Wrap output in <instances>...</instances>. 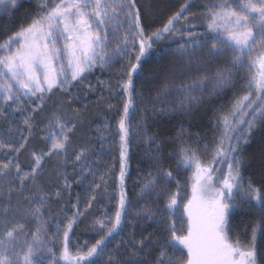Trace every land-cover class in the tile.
<instances>
[{"label":"snow or ice","instance_id":"6c2138e0","mask_svg":"<svg viewBox=\"0 0 264 264\" xmlns=\"http://www.w3.org/2000/svg\"><path fill=\"white\" fill-rule=\"evenodd\" d=\"M19 6L18 0H0V13L8 14ZM189 7L187 3L183 5L163 28L148 35L145 25L148 12L137 0H37L36 12L29 18L30 22L22 24L0 44V99L3 101L0 115L4 114V107L11 105L24 111L22 101L33 102L32 98L39 102L37 108H42L56 90L67 94L66 103L70 106L74 99L70 91L74 87L73 82H83L85 75L97 66L103 69L117 58L128 57L129 66L124 69L127 80L121 85L127 101L119 120V203L114 218L107 216L93 224L92 230L102 233L100 238L75 256L69 250V232L83 213H73L63 232L64 246L60 253V259L67 264H98L105 255L107 264H264V254L257 253L254 243L245 248L239 240H232L229 234L233 212L245 203L247 210L258 212L259 228L264 234V188L253 187L252 181L245 185L242 171L245 164L243 145L248 143L257 126L264 128V0H208L201 17L207 30L199 34L191 30L195 25L184 16ZM192 18L195 19L194 14ZM181 19L183 25L177 28ZM167 34L186 38L173 51V55L180 58V63L157 92L156 101L161 107L156 109L153 105L154 113L188 115L203 103L205 93L219 95L232 88L237 77L246 81L248 91L230 111H221L216 116V125L218 129L222 128V134L210 163L205 164L197 154L198 149L191 146L181 147L176 154L177 168L182 167L185 171L194 169L191 196L183 206L187 217L186 234H178L183 228L176 227L177 221L181 225L184 223L183 217L178 215L180 193L177 191L167 197L163 208L145 206L142 212H137L138 216L161 225L165 235L149 232L136 239L132 233L131 239L121 237L110 249L109 244L122 231L129 208L124 179L131 138L130 109L134 108V76L143 72V59L151 54L153 41ZM129 37L135 38L131 42L133 48L135 41L139 42L135 63L128 53ZM113 40L119 42L109 51ZM212 64L214 68L209 67ZM193 73L195 77L185 82V77ZM172 96L176 98L169 100ZM36 110L33 108L32 112ZM78 123H84L79 109L57 103L50 114L49 132L45 137L51 141V146L47 152L33 153L35 165L31 171L21 174L20 165L14 164L12 159L0 163V186L7 187L9 196L17 192L26 202L17 207L16 213L32 218L37 224L31 232V239L25 236L22 242L25 225L15 216L8 219V208H5L4 217L0 219L3 229L0 234V264H45V256L51 257L47 264H58L54 248L60 224L56 225V233L49 238L44 220L45 212L51 216L49 197L37 178L46 156L59 157L62 153L67 156L70 134ZM24 124L30 137L34 127L31 114L25 117ZM97 131H100L99 127ZM144 134L147 136V129ZM21 137L26 143L28 137L23 133ZM145 143L156 146V150L149 154L156 172H148L140 189L141 195L155 192L159 196L167 191V185L173 180L180 189V181L175 179L171 170L163 167V141L158 142L148 136ZM0 147L18 153L25 144L17 148L0 143ZM73 154L76 162L86 161L89 148L81 147ZM217 162L226 163L227 171L217 167ZM85 166L81 165V171ZM13 167L15 177L12 176ZM92 174L95 176V172ZM17 179L20 181L18 189L14 186ZM28 180L31 181V190L25 194ZM256 231L253 228V242Z\"/></svg>","mask_w":264,"mask_h":264},{"label":"rangeland","instance_id":"374dc122","mask_svg":"<svg viewBox=\"0 0 264 264\" xmlns=\"http://www.w3.org/2000/svg\"><path fill=\"white\" fill-rule=\"evenodd\" d=\"M26 1L28 0H18L19 5ZM32 1L36 5L33 10L27 12V23L30 22L29 18L35 14L37 8V0ZM137 2L140 5H144L148 12V15L145 16L151 23V26L146 31L148 35L158 28H163L168 19L175 13L180 12L182 6L186 3L190 7L184 12V16L189 17V23L195 25L191 30L197 34L207 30L201 17L205 11L204 5L208 0H137ZM165 4H168L166 8H164ZM16 9L8 14L0 13V20L13 17ZM192 14L195 15V19L192 18ZM182 25L183 19L177 22L176 27L180 28ZM18 29L9 32L8 35L0 40V44ZM122 35L121 33V39ZM184 38L186 37H181L179 34L175 36L167 34L159 40H154L151 61L144 64L146 69L137 79L136 93L133 98L134 108L130 117L131 138L124 179V191L129 201V208L122 225V231L109 244L110 249L121 237L131 239L132 233L135 234L136 239L141 238L142 235H147L149 232L157 236L166 234L162 231L161 225L137 215V212H142L145 206L152 209L163 208L167 203V197L171 193L178 191L173 187L172 181L167 185V191L162 192L159 196L155 192L141 195L140 189L147 178L148 172L151 171L153 174L156 172L149 159L150 152L155 151L156 146L154 144L149 146L145 143L148 136L154 137L158 142L163 141L161 148L164 159L163 167L172 171L178 158L176 154L179 152V148L175 144L177 129L183 128L193 131L192 123H195V119L203 116L202 114L206 108L215 104L216 101L232 89L242 87L243 80L237 77L235 85L223 93L213 96L205 93L203 103L194 108L188 115H180L179 113L160 115L154 113L152 111L153 105H155L156 109L161 107L156 101L157 92L164 82L171 78L173 68L180 63V58L173 55V51L177 49L179 43L183 42ZM129 40L128 53L132 63H134L135 56L139 51V42L135 41L133 48L131 42L135 38L129 37ZM118 42L119 40H113L109 45V51ZM128 66V57L117 58L116 61L106 68L95 67L85 75L83 82H73L74 87L70 91L74 99L70 106L66 103L67 94L56 90L51 95V99L47 100L42 108H37L39 102L32 98L33 102L29 100L22 101L21 107L24 111L16 110V105H11L10 107H4V114L0 115V143L11 144L17 148L21 144H25V147L21 148L18 153L11 151L7 147H0V163L12 159L14 164L20 165L21 174L30 172L35 165L33 153L47 152L48 148H50L51 141L46 140L45 137L49 132L47 125L50 114L55 110L57 103H62L64 107L70 109H79L83 116L84 123H78L76 130L70 134L71 143L67 156L63 153L59 157L55 155L46 156L42 161V168L39 170L40 174L37 178L43 191L49 197L51 216L48 212H45L44 215V220L48 226L49 238L56 233V225L60 224L59 236L54 248L58 264H67V262L60 259V253L64 246L63 232L68 220L73 218V213L77 211L83 213L76 219L72 230L69 232V250L73 256L81 250L86 251L87 247H90L100 238L102 233L98 234L92 230V226L97 219L106 218L107 216L114 218L120 198L119 188L121 187V162L119 161L121 160V141L119 125L117 124L119 115H122L126 102L120 92L121 84L118 81L124 79L126 76L124 69ZM209 67L214 68L215 65L212 64ZM195 75L193 73L190 77H185V82H190ZM97 97L99 100L90 104L92 99ZM175 98V96H172L169 97V100ZM0 106H3L2 99H0ZM33 108L37 110L32 112ZM39 111L42 112L41 117L43 119L41 121L37 118ZM30 114L33 118L34 127L29 137L24 119ZM98 127L100 131H97ZM145 129H147V136L144 134ZM54 131L58 132L59 130L54 129ZM22 133L24 137H28L26 143L21 137ZM81 147H88L89 155L86 161L76 162L73 152H78ZM82 164L86 166L81 171ZM220 168L224 172L227 171V166L221 165ZM193 171L194 169H191V177ZM93 172H95V176L92 174ZM12 176H16L15 167L12 168ZM191 177L188 196L180 193L178 215L183 217L184 223L181 225L177 221V229L183 228V231L178 232V234H186L187 231V217L184 215L183 206L191 196V183L193 182ZM26 184L25 194L31 190V181L28 180ZM97 184L99 185L98 188L96 187ZM19 185L20 181L18 179L14 180V186L17 189ZM25 203L17 192H12L9 196L7 187L0 186V219L4 217V210L7 207L8 219H12L15 216L17 220L25 225V231L21 234L22 242L25 236L31 239V232L37 226L36 221L32 218L23 217L16 213L17 207L23 206ZM236 203H239V200ZM89 205L91 206L89 207ZM165 223H171V221H166ZM2 232L3 229L0 227V234ZM239 242L245 248L252 246L254 243L257 253L264 254V236L260 239L256 233L255 242H253V236L247 240L241 239ZM153 256H155V253H153ZM186 256L187 253L185 252V258ZM50 259V256H45V264ZM107 259L108 257L105 255L98 261V264H107Z\"/></svg>","mask_w":264,"mask_h":264},{"label":"trees","instance_id":"16d2710c","mask_svg":"<svg viewBox=\"0 0 264 264\" xmlns=\"http://www.w3.org/2000/svg\"><path fill=\"white\" fill-rule=\"evenodd\" d=\"M35 2L32 0H28L16 9V13L13 17L0 20V40L8 35L9 32L15 31L18 29L21 24H26L28 21L26 18L27 12L34 9ZM168 4H165L166 8ZM145 25L146 31L151 26L148 18L145 17ZM139 46V45H138ZM139 49V47H138ZM154 50V46L152 47L151 54L146 56L143 59V71L144 64L151 61V56ZM135 63V59H134ZM149 73V72H148ZM143 74V72L139 75L134 76L135 81V90L137 88V79ZM127 80V76L124 77L123 80L118 81L121 85L123 81ZM133 92V98L135 96L136 91ZM248 89L246 87V81L243 80L242 87L232 89L227 92L222 98L216 101L215 104L206 108L205 112H203V118L199 117L195 119V123H192L193 131H189L186 129H177L175 135H177L175 139V144H177L179 150L183 146H191L193 149H198V155L202 158V161L205 164H208L212 161V156L214 155V149L216 142L222 134V128L218 129L216 125V116L221 112L230 111L231 108L236 104V101L247 93ZM124 99L127 101V96L124 95L122 86L121 91ZM99 98L92 99L90 102H97ZM134 104V103H133ZM133 109H130L132 112ZM42 112H38L37 118L40 121L43 119L41 117ZM123 115V112H122ZM122 115H119V120ZM237 119H241V117H237ZM246 127V124L244 125ZM181 136L183 138H181ZM243 143V141H242ZM207 146V148H206ZM243 157L245 160V164L243 167V183L246 185L249 181L253 182V187L255 188H264V128L257 126L256 129L251 134L248 143L243 145ZM178 159V158H177ZM121 162V160H119ZM177 162V161H176ZM223 165L227 166L226 163L220 164L217 162V167ZM173 175L176 180L180 181L181 188L177 189L175 180H173V187L181 193V195L188 196L190 192V174L191 169L185 171L182 167L177 168L176 163L172 168ZM121 190V187L119 188ZM248 206L245 203L238 210L234 211L231 219H230V236L232 239L238 240H247L253 236V228H256L257 236L261 239L264 234L261 233L259 228V214L255 209L247 210Z\"/></svg>","mask_w":264,"mask_h":264}]
</instances>
